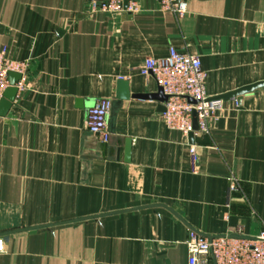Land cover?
I'll return each instance as SVG.
<instances>
[{"label":"crops","instance_id":"obj_1","mask_svg":"<svg viewBox=\"0 0 264 264\" xmlns=\"http://www.w3.org/2000/svg\"><path fill=\"white\" fill-rule=\"evenodd\" d=\"M183 1L175 17L156 0L126 14L0 0V47L27 60L0 116V264H186L188 230L264 231V87L221 100L191 142L138 97L157 89L142 60L169 46L199 58L208 96L264 80V0ZM98 98L106 142L84 129Z\"/></svg>","mask_w":264,"mask_h":264},{"label":"built area","instance_id":"obj_2","mask_svg":"<svg viewBox=\"0 0 264 264\" xmlns=\"http://www.w3.org/2000/svg\"><path fill=\"white\" fill-rule=\"evenodd\" d=\"M156 1L161 10L175 17L186 13V4L183 0ZM86 3L88 14L131 13L137 9L136 0H86ZM6 52V47L1 46L0 98L2 92L9 86L8 72L20 75L12 84L17 92L24 87L23 77L27 69V60L10 59ZM138 72L144 77L151 76L166 96L160 114L168 129L179 131L185 137L189 132L194 136L208 131L216 118V112L221 107V99L206 94L205 72L201 69L200 60L196 55L169 46L164 56L145 57L138 67ZM188 98L195 102H188ZM110 107L111 102L108 98H98L86 111L84 129L101 142H106L110 135L107 122ZM192 111L195 113L196 129L191 127ZM188 151L193 153L191 147ZM228 189L237 190L233 178L228 184ZM184 245L187 253L186 264H206L208 260L212 264H264V231L254 238H249L228 234L207 237L188 230ZM2 249L0 239V252Z\"/></svg>","mask_w":264,"mask_h":264},{"label":"water","instance_id":"obj_3","mask_svg":"<svg viewBox=\"0 0 264 264\" xmlns=\"http://www.w3.org/2000/svg\"><path fill=\"white\" fill-rule=\"evenodd\" d=\"M125 6V1L123 2V7ZM126 14V13H125ZM20 75L15 72H8L7 80L9 83V86L2 92L1 98H0V116H3L8 108L10 107L12 101L14 100L15 94H16V88L12 86V84L19 79ZM261 87H264V80L256 81L244 86H241L239 88H236L234 90L225 92L223 94H219L217 96H213V98L216 99H221V100H226L228 98H232L235 100L236 103L239 102L241 97L245 94H249L253 92L256 89H259ZM138 97H150L154 98L157 100L160 104L158 105V109L160 111H163V106L162 102L165 101L166 96L161 92V89L157 87L156 92L150 95H140ZM188 102L194 103L195 101L188 98ZM191 127L192 129H196V120H195V113L192 111L191 113ZM187 139L189 142L192 141V135L191 132L187 134ZM128 146H129V141L125 140L124 144V154H125V161H127L128 157Z\"/></svg>","mask_w":264,"mask_h":264}]
</instances>
